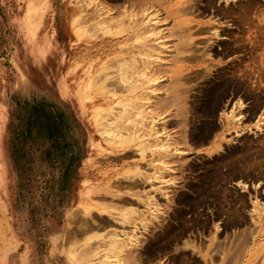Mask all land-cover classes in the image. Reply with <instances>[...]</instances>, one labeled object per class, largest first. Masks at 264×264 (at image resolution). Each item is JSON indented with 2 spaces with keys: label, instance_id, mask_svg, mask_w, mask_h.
Segmentation results:
<instances>
[{
  "label": "rangeland",
  "instance_id": "obj_1",
  "mask_svg": "<svg viewBox=\"0 0 264 264\" xmlns=\"http://www.w3.org/2000/svg\"><path fill=\"white\" fill-rule=\"evenodd\" d=\"M214 2L207 9L205 0H0V264H79L80 255L103 245L108 231L132 228L139 233L134 252H143V258L127 262L122 256L125 264H264V176L257 167L252 176H204L226 148L246 141L264 145V0ZM228 7L239 14L218 13ZM128 17L156 25L151 35L160 36L164 44L159 67L165 70L156 72L161 84L171 74L184 77L187 97L194 99L205 96L216 76L231 74L235 92L223 93L221 108H229L238 97L243 102L235 109L245 115L242 121L229 125H222L221 109L214 118L189 113L186 125L175 105L157 109L168 114L157 125L163 132L159 145L169 137L164 145L168 153L159 158L167 169L149 163L158 157L156 146L142 158L132 142L124 152L94 145H106L94 108L113 102L119 113L125 100L115 102L121 96L115 76L123 71L135 77L133 65L122 64L121 58L134 49L131 36L136 29L110 33L117 21L126 23ZM177 67L183 69L173 70ZM161 84L159 93L164 95ZM134 109H127L114 130L127 133L138 124ZM202 118L212 128L199 137ZM235 129L241 132L233 136ZM49 130L51 145L46 141ZM218 142L220 151L214 150ZM132 179L138 181L128 186ZM244 181L248 188L242 187ZM184 195L192 201L183 200ZM84 198L94 205L89 210L80 202ZM150 204H159L157 216H151ZM129 205L143 214L121 223L118 213ZM141 216L149 218L146 225ZM170 219L178 236L157 249L155 234Z\"/></svg>",
  "mask_w": 264,
  "mask_h": 264
},
{
  "label": "bare ground",
  "instance_id": "obj_2",
  "mask_svg": "<svg viewBox=\"0 0 264 264\" xmlns=\"http://www.w3.org/2000/svg\"><path fill=\"white\" fill-rule=\"evenodd\" d=\"M214 1L215 0H205L204 7L206 5L208 7L209 6H215V2ZM200 5H202V4L199 3L197 6H194L193 8L199 7ZM207 6H206V8H207ZM245 8H247V7H245ZM216 9H219V8H216ZM231 9L229 8L228 9L229 11H227V9L225 10L223 8V10L220 9V11L218 13H220V15L222 17L227 16L228 14H230L232 12L234 13V15L239 14L238 11L235 12L236 10H233V9L231 10ZM216 11H218V10H216ZM115 16H116V14H115ZM128 16H129V14H128ZM241 18H242V16H241ZM107 19H108V17H107ZM109 19H110V17H109ZM121 20L122 19H120V21L116 22V25L113 28L114 32H110V33H112V34H115L117 32L119 33V31H124L125 28L128 29L130 27H132L133 30L136 29L134 31L133 35L131 36V41L134 42V44H133L134 49H132L131 53L127 57H123V59L121 58L122 64H125L126 62H129L131 64V66L133 65L132 67L129 66V69L131 67V70H132V72H133L135 77L131 76L132 78H128V74L127 73L125 74L123 71H120V73L116 74V76H115V78L117 77V80L120 83V88H119L120 91L119 90L118 91L121 92L120 98L118 99V101H115V102H119V101L121 102V101L125 100V103H124L125 106H123L120 109L119 113L114 111L115 106H114V104H112L113 102L108 103V105L106 107H104V108L100 107V105H96V107L94 108L93 117H94V120H95L96 124L98 125V129L97 130L99 131V133L101 134L100 136H102L103 140L106 143V145H99L98 142H95L94 145H95V147L97 149L100 148V149H108V150L112 149V150H120L121 151V150L126 149L125 148L126 145H128L130 142H132L134 144V146H135L134 148L139 151L140 156L143 158L146 155V152H147L146 150H149V149L153 148V146H156V149H157L156 151L158 152V154H157L158 157L154 158L149 163L152 165V167L154 169H158V168L167 169L169 167H167V165L161 164L162 161H160L159 158H161V156H163V155L168 153L167 152V148L164 145H166V144L168 145V138L169 137H165V139L167 138V141L165 140V142H163L164 144H160L159 145V142H160L159 139H162L161 136H162L163 132H162V130H159L161 128H159L157 125H158V123L161 120L164 121L168 114H163V113L158 112L160 110V107H161V110H162V108L166 109L167 107H170L172 104L175 105L177 107V109H179L181 111V113L184 114V118H183L182 121H184L183 123L185 125L188 124V120H187L188 117H187V119H185V117L186 116H190V115H188L189 113H195L194 115L196 117H198L199 119H200L201 116L214 118L215 113H216V111L218 109H221L220 113H219V117H220L219 119H220V121H222V125H225V124L229 125V123H231V122H233V123L235 122L236 123V122L242 121L243 116H245V115H243L241 113H235L236 107H241L242 104H243V102L241 101L240 97H238L237 100L232 102L231 103L232 105L230 107L228 106L229 108H227V109L221 108L223 106V99L225 98L223 96V93L226 91V94H234V92H235V89H233V87H234V85L236 86L237 84L236 83L234 84V81L230 77L231 74L229 76H227L225 79H224L223 76L221 77L220 75H218V76H216L217 80L210 81V84H208L209 87L207 89L209 91L206 92L205 96H203L201 98H197V97L194 98V99L191 98L192 100L188 99L186 92L189 90V87H187V86L184 87L183 86L184 77H179L177 75L173 76L171 74L170 77H169L168 83L167 84H161V82H162L161 76L156 74V72H159V71L162 72L163 70H165V69H162V67H159V65L161 64V48H163L164 44L162 43V41L161 42L158 41V37H160V36H158V37L156 36L154 38L152 36L153 33L155 32V30H157V28L154 29L156 27V25L153 26L152 24H149L150 25V27H149V25H148L149 19H143L142 21L137 22L135 20V17H128L126 23H124L125 21L122 22ZM214 20L216 21L217 18H214L213 21ZM154 21H156V20H154ZM154 21H152L151 23H153ZM102 22H103V19L102 20L101 19L97 20V24L98 25H101ZM125 24H127V25H125ZM222 24H223V21H222ZM223 25H225V24H223ZM145 26H147L148 28L146 29ZM123 27H124V29H123ZM198 28H203V26H201V27L199 26ZM153 30H154V32H153ZM216 34L220 36L219 32H216ZM188 37L184 38V40L186 42L188 40ZM217 38H219V37H217ZM182 44L184 45V43H182ZM175 45H177V43ZM178 46H177V48H178ZM180 46L182 47V45H180ZM177 48H175V49H177ZM153 55H155V56L153 57ZM162 58H164V57H162ZM112 64H109V65H112ZM180 69H183V68L182 67L173 68V70H175V71L176 70L180 71ZM126 70H128V69H126ZM101 72L99 74H101ZM127 72L129 73L130 71L128 70ZM209 72H210L209 70L204 71V73H206V74H209ZM231 73H233V71ZM246 73H248V72H246ZM95 78L93 77V79H95ZM186 78H185V80H188ZM178 81H180V82H178ZM160 84L163 86V88H162V86H161V88L163 90L162 92H165L164 95H161L162 93H159V91L161 90V89H159L160 88V86H159ZM238 85H240V83H238ZM115 89L116 88L113 87L112 91H114ZM84 98H85V96H84ZM84 98L80 97V105L83 108H84V105H85L84 104ZM132 106L136 107V111L134 109V112H136V113H134V114L136 115V118L138 119V121H137L138 124L134 125L131 128V130H128L127 133H122L123 129L118 130L120 132L114 130V126H116V124L118 123L117 121L121 120L120 118L123 115H125V113L127 112V109L129 107H132ZM157 109H159V110L157 111ZM131 114H133V113H131ZM201 120H202V123L198 122L199 120H196V123L198 122V126H199L198 127V131H196V133L198 134L199 137L204 136L206 134L205 132H207L208 129L212 128L210 126L211 124L209 125L206 120L204 121L203 118ZM211 120L213 121V119H211ZM190 122H192V120ZM193 122H195V121H193ZM113 124H115V125L113 126ZM213 127H215V126H213ZM195 128L196 127L194 125V129ZM113 130L115 132H113ZM125 130H126V128H125ZM209 131H211V130H209ZM233 132H234L233 136H235V135H239L241 131L238 130V129H235ZM207 133H209V132H207ZM193 134H194V132H193ZM207 136H209V134ZM233 136H232V138H233ZM193 137L195 138V136H193ZM246 140L251 141L249 139H246ZM169 141H171V140H169ZM262 142H264V140ZM169 143H171V142H169ZM260 143H261V140H260ZM253 145L254 144L251 145V143L248 144L247 141H246L244 143L243 142L239 143V146L235 145L236 147L233 146V147L226 148L225 151L224 150L222 151L224 153H218L217 152L219 156L214 158L215 162H211V163H214V165H211V166H213L212 171H209V170L206 169V172L207 171H209V172H207L206 175H204V176L208 177L209 174H212V175L218 176L217 178H221V179H225V180H228L229 178L239 177V175L252 176L251 173H254L253 171H254L255 167H257V172H259V176H260V174L264 176V157L261 156V158H256L257 156L262 155V154L264 156V145H261V144L257 145V146H253ZM218 148H220L219 142H218V144H217V146L215 147L214 150L220 151ZM169 149H170V147H169ZM121 152H124V151H121ZM175 159H177V158H175ZM172 160L173 159H171V161L169 160L168 162H172ZM188 165H190L191 167L194 166L193 162L189 163ZM224 166L226 167V169L222 170V169H224V168H222ZM137 172H138V174H142L143 176H148L149 177V175L144 173V172H140L139 170H137ZM153 172H156V170H154ZM152 174H154V173H152ZM161 175L163 176L162 173H161ZM161 175L160 174H155L154 177L160 179ZM125 176L127 178H131L132 175L130 173H126ZM140 177H142V176H140ZM150 177L152 178V175H150ZM201 177H202V174H201ZM155 178L151 179V180H155ZM214 178H216V177H214ZM197 179H199V178H197ZM135 180H137V179H135ZM135 180L132 179L127 185L128 186H133ZM204 180L206 181V179H204ZM225 180H224V183H225ZM188 184H191V183H188ZM241 184H242V187H246V188L249 187V185H246L245 181L242 182ZM255 184L257 185L258 183H255ZM202 186H200L201 187V188H199L200 190L203 188ZM199 189H198V191H199ZM191 190L193 192L194 189H191ZM201 191H203V189ZM205 191H206V188H205ZM189 195L182 196L183 200L189 199L190 198ZM135 196L138 199H141L139 195H135ZM193 197L196 198V196H193ZM143 200H145V202H147V197L144 198ZM175 200H173V201H175ZM183 200H182V203L188 202V201L183 202ZM193 200H196V199H193ZM122 201L123 202H127L128 200H126V198L122 197ZM138 201L139 200H137L136 202L138 203ZM191 201L192 200H190V202ZM241 201H243V200H241ZM80 202H81V204L84 206V208L86 210L87 209L89 210L92 206H94L92 202L88 201L85 198L82 199ZM190 202H188V203H190ZM176 203H178V202H176ZM193 204H194V201H193ZM158 205L159 204H155V206L151 205L152 207H154L153 209H151V216H157V211H161V208H159L160 206H158ZM95 206H97V205L95 204ZM179 208H181V207H179ZM174 209L175 208H173V210ZM181 209H183V208H181ZM99 210H101V209H99ZM107 210H106V212H107ZM183 211H181V212H183ZM108 212H110V211H108ZM137 213H138V215H142L143 214L142 212H139L137 207L129 205V206L123 208L118 213L119 217H118L117 220L120 221L121 223L122 222H129L130 219L132 218V215L133 214H137ZM145 214H146V212H145ZM166 214H167V212H166ZM170 214H174V213H170ZM177 214H180V213H177ZM168 216H170V215H168ZM178 216L179 217L182 216V213H181V215H178ZM75 217H76V215H75ZM171 217L174 218V215L170 216V218ZM260 217L261 216L258 215L259 219H260ZM144 218L142 217V219H144ZM176 218H177V216H176ZM176 218H174V220ZM181 218L182 217H180L179 219H181ZM183 218H184V216H183ZM148 219L149 218H145V220L142 221V224L146 225ZM76 221L77 220L75 219V222ZM133 222H135V220ZM172 224L173 223H171V219H170V221H168L167 223H165L163 225V227L160 230V232H156L155 241L157 243L156 245H158L157 249H159L158 247H160L161 243H165V241H166V243H170L173 239H175L176 232H174V227H173ZM182 229H183V227L180 228V230H182ZM139 232L141 234V231H139ZM178 232H180V231L178 230ZM138 234L139 233H137V230L135 228H132L129 232L126 231V230H124V231H122V230H110L106 234V239H104V243H102L103 245L100 246V247L99 246H95L94 248H92L89 251V253H86V255L84 253H83V256L80 255L82 257L80 258V256H79V258H77L78 259V263L79 264H123L124 260H123V262H120V260L124 258V257L122 258V256H125L127 258V260H126L127 262L139 259L140 257H142V253L143 252L141 253L140 250H139L140 253L138 251H135V252H138L137 254L134 252V250L138 246L137 243L139 242L138 241V237H139ZM177 236L178 235H176V237ZM163 245H165V244H163ZM183 245L184 246L187 245V242L183 241ZM140 247H139V249H140ZM150 248H146V249H147V252L149 254L151 253V255H152V251L153 250L151 251ZM151 255H147V256L150 257ZM133 264H137V263H133Z\"/></svg>",
  "mask_w": 264,
  "mask_h": 264
},
{
  "label": "crops",
  "instance_id": "obj_3",
  "mask_svg": "<svg viewBox=\"0 0 264 264\" xmlns=\"http://www.w3.org/2000/svg\"><path fill=\"white\" fill-rule=\"evenodd\" d=\"M68 135H70V133L68 132ZM47 144L51 145L53 142V136L51 134V131L49 130L47 133V138H46Z\"/></svg>",
  "mask_w": 264,
  "mask_h": 264
}]
</instances>
